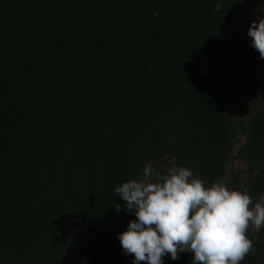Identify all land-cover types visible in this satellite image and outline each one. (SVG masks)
<instances>
[{
	"label": "trees",
	"instance_id": "1",
	"mask_svg": "<svg viewBox=\"0 0 264 264\" xmlns=\"http://www.w3.org/2000/svg\"><path fill=\"white\" fill-rule=\"evenodd\" d=\"M259 5L0 0V264H131L117 235L135 217L116 212L114 190L146 165L191 168L257 202L264 80L225 42ZM246 108V167L227 181ZM251 229L242 264H264ZM179 255L165 264H191Z\"/></svg>",
	"mask_w": 264,
	"mask_h": 264
},
{
	"label": "clouds",
	"instance_id": "2",
	"mask_svg": "<svg viewBox=\"0 0 264 264\" xmlns=\"http://www.w3.org/2000/svg\"><path fill=\"white\" fill-rule=\"evenodd\" d=\"M247 36L264 60V18L250 23ZM193 177L191 168L159 174L146 165L141 179L115 188L124 202L114 205L116 212L135 217L117 235L123 254L133 257L131 264H165V257L178 261L180 253H191V264H242L254 250L247 231L264 229V203L223 181Z\"/></svg>",
	"mask_w": 264,
	"mask_h": 264
},
{
	"label": "rangeland",
	"instance_id": "3",
	"mask_svg": "<svg viewBox=\"0 0 264 264\" xmlns=\"http://www.w3.org/2000/svg\"><path fill=\"white\" fill-rule=\"evenodd\" d=\"M244 10H246V8ZM261 18H264V5H259L249 11L247 18H244L243 23H241V32L238 34L234 29L233 35L227 38L225 42V51L229 57L240 62L244 68L249 67L250 69L259 72L264 80V60L260 59L259 53L253 50L252 47L251 51L249 50L251 41L247 36V30L250 23L253 20L258 22ZM250 53H254L253 59H250ZM253 112L254 108H246L242 113L235 116L237 122H234V126L237 127L238 131L234 152L228 169L227 181L230 179V175L233 173H239L246 167L242 156V149L247 141L245 125ZM163 169H165V167H163ZM256 203H264V195ZM251 232L256 237L264 239V232L261 237L259 235L260 232H256L254 227H252Z\"/></svg>",
	"mask_w": 264,
	"mask_h": 264
}]
</instances>
